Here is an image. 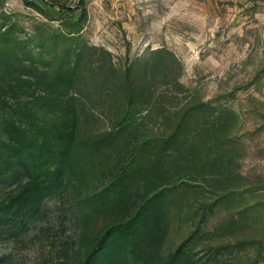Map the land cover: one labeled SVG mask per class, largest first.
<instances>
[{"label": "rangeland", "instance_id": "374dc122", "mask_svg": "<svg viewBox=\"0 0 264 264\" xmlns=\"http://www.w3.org/2000/svg\"><path fill=\"white\" fill-rule=\"evenodd\" d=\"M33 2L0 0V264H83L107 229L110 210L81 222L76 202L102 187L96 176H64L49 195L53 121L30 104L45 94L26 74L74 48L88 51L81 81L96 104L115 96L111 61L144 84L148 137L167 133L159 115L189 111L190 145L215 160L213 177L196 166L189 189L172 190L163 231L110 243L106 264H169L178 250L173 264H264V0Z\"/></svg>", "mask_w": 264, "mask_h": 264}, {"label": "trees", "instance_id": "16d2710c", "mask_svg": "<svg viewBox=\"0 0 264 264\" xmlns=\"http://www.w3.org/2000/svg\"><path fill=\"white\" fill-rule=\"evenodd\" d=\"M22 2L35 6L33 0ZM69 51L74 52L52 56L45 71L26 74L42 76L35 84L42 83L45 94L30 104L53 121L55 148L50 151L49 160L55 167L46 175L50 182L49 195L61 190L64 176L82 181L89 173L102 184L83 200L77 196L76 202L82 209L81 222L110 210L107 229L91 241L83 258V264H106L105 249L110 243L129 245L154 239L163 231L162 211L167 208L172 190L189 189L186 181L194 178L193 173L198 172L196 166L213 177L215 160L197 154L190 145L193 138L186 133L187 126L195 116L189 111L159 115L157 118L161 117L167 133L148 137L146 124L150 115L140 113L150 98L144 95V84L135 73L117 70L111 61L106 70L115 75L112 81L115 96L109 102L96 104L90 94L91 85L81 81L83 66L89 62L88 51L77 48ZM26 83L30 86V82ZM104 105L110 111L103 116L106 127L94 128L102 120L95 113ZM153 141L156 143L151 146ZM146 146L155 149L147 160L141 156ZM88 161L94 164L87 171ZM37 186L34 185L36 189ZM178 252L170 257L169 264H173L172 258Z\"/></svg>", "mask_w": 264, "mask_h": 264}]
</instances>
